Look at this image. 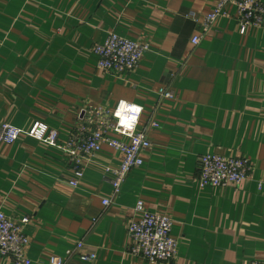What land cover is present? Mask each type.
<instances>
[{"label": "crops", "instance_id": "crops-1", "mask_svg": "<svg viewBox=\"0 0 264 264\" xmlns=\"http://www.w3.org/2000/svg\"><path fill=\"white\" fill-rule=\"evenodd\" d=\"M219 1L0 0V127L41 123L60 134L57 146L26 135L0 145V211L29 217L32 264L66 257L79 242L81 254L97 259L67 264H150L130 252L127 227L139 201L174 221L179 251L169 264L264 261V29L240 33L230 5L204 33L202 20ZM111 32L150 45L136 71L98 69L93 48ZM160 88L174 97H160ZM121 101L143 108L140 128L159 124L144 165L116 197L107 169H119L122 158L105 146L71 187L69 136ZM207 154L248 158L252 172L236 188H201L199 159ZM0 264L14 263L0 256Z\"/></svg>", "mask_w": 264, "mask_h": 264}, {"label": "built area", "instance_id": "built-area-1", "mask_svg": "<svg viewBox=\"0 0 264 264\" xmlns=\"http://www.w3.org/2000/svg\"><path fill=\"white\" fill-rule=\"evenodd\" d=\"M230 5L237 9L240 33L245 34L248 28L264 29V2L260 0H220L202 20V31L209 32L219 18L226 17V7ZM201 39L200 35L194 36L192 44L197 46ZM149 51V44L126 39L115 32L109 34L104 44L95 45L93 48V53L99 58L98 69L114 75L136 71L142 58ZM159 95L166 99L174 97L173 92L168 88H160ZM118 105L113 110L99 108L94 118L95 125L81 124L69 136L63 149L74 171V178L69 182L71 187L80 186L85 176V162L105 146L118 151L122 158L119 169H107V172L113 175L110 184L116 197L122 192L129 174L144 165L145 154L152 147L149 134L153 129H157L159 124L151 121L140 128L142 111L135 129L131 132L125 130L119 126L118 118L115 116ZM109 131H114L126 140L119 141L110 138ZM22 135L49 146H57L60 136L57 130L50 129L41 123H37L29 131L3 124L0 127V145H13ZM199 169L198 182L201 188L226 189L239 187L248 179L253 168L251 161L245 157L229 158L207 154L200 157ZM259 187L261 188L262 184ZM111 203L109 200L103 201L104 206H109ZM134 212L136 219L131 220L127 227L132 243L131 254L150 264L171 263L179 251V240L173 236L174 221L166 214L149 212L142 201L136 204ZM29 222V217L15 220L0 211L1 257L10 259L14 264H32V260L28 257L31 239L26 234V226ZM83 248L84 243L79 242L75 249L67 253L66 257L51 256L49 264H67L68 258L74 256H79L82 261L86 262L97 259L94 253L81 254L80 251ZM252 264H264V261H254Z\"/></svg>", "mask_w": 264, "mask_h": 264}, {"label": "clouds", "instance_id": "clouds-1", "mask_svg": "<svg viewBox=\"0 0 264 264\" xmlns=\"http://www.w3.org/2000/svg\"><path fill=\"white\" fill-rule=\"evenodd\" d=\"M142 111L143 109L139 105H130L126 101H121L115 112V116L118 118L119 126L131 132L135 129Z\"/></svg>", "mask_w": 264, "mask_h": 264}]
</instances>
